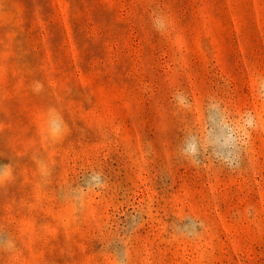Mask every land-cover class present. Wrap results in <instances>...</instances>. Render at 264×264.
Segmentation results:
<instances>
[{"label": "rangeland", "instance_id": "1", "mask_svg": "<svg viewBox=\"0 0 264 264\" xmlns=\"http://www.w3.org/2000/svg\"><path fill=\"white\" fill-rule=\"evenodd\" d=\"M5 171L0 264H264V0H0Z\"/></svg>", "mask_w": 264, "mask_h": 264}, {"label": "clouds", "instance_id": "2", "mask_svg": "<svg viewBox=\"0 0 264 264\" xmlns=\"http://www.w3.org/2000/svg\"><path fill=\"white\" fill-rule=\"evenodd\" d=\"M155 24H156V27H157L158 30H161V29L163 28V22H162L161 20L157 19V20L155 21ZM7 175H8V172L5 171V172L3 173V175L0 176V179H3V178L6 177Z\"/></svg>", "mask_w": 264, "mask_h": 264}]
</instances>
